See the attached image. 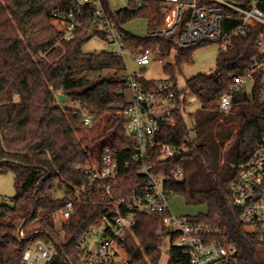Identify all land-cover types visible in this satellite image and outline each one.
<instances>
[{
  "label": "trees",
  "instance_id": "1",
  "mask_svg": "<svg viewBox=\"0 0 264 264\" xmlns=\"http://www.w3.org/2000/svg\"><path fill=\"white\" fill-rule=\"evenodd\" d=\"M70 1L0 0V174L14 172L16 188L13 197L0 200V264H22L25 251L38 241L57 244V253L46 264H81L79 240L103 218L106 206L128 195L144 180L141 174H130L110 193L102 192L93 200L78 203L70 220L62 229L56 228L54 215L72 196L73 185L86 179L82 170L91 161V146L77 134L85 127L81 110L94 115L93 128L109 135L104 146H110L120 162L131 160L133 146L125 130L129 102L123 57L83 49L89 36L100 32H92L87 19L75 38L55 46L59 31L50 23L49 12ZM143 13L150 16V27L163 23L159 2L122 9L118 22ZM261 33L264 25L251 26L246 36L234 39L233 46L219 52L214 72L187 80V88L201 102V109L191 115L194 139L183 115L181 92L174 112L176 123L163 124L158 135L159 142L186 145L189 152L158 163L156 170L170 173L185 167V177L171 181L167 187L173 194L183 195L188 204L207 205L206 213L188 218L219 226L227 241L237 245L238 264H264L256 253L261 243L241 222L229 191L237 174L232 164L246 160L264 141V83L257 80L250 91L245 86L237 91L232 112L222 122L219 99L235 75L251 68ZM126 37L128 48L135 54L141 49L160 47L169 51L176 46L174 40L164 37ZM203 44L179 47V58L191 60L192 51ZM166 68L172 72L176 69ZM104 70L113 73L94 80L88 77L90 72ZM138 79L143 84L153 81ZM59 94L66 95L65 100L72 105L61 104ZM37 218L39 228L28 232ZM160 222L159 215L136 217L125 240L130 264H158L163 241L158 233ZM169 261L185 264L187 257L180 247L173 246Z\"/></svg>",
  "mask_w": 264,
  "mask_h": 264
},
{
  "label": "built area",
  "instance_id": "2",
  "mask_svg": "<svg viewBox=\"0 0 264 264\" xmlns=\"http://www.w3.org/2000/svg\"><path fill=\"white\" fill-rule=\"evenodd\" d=\"M148 2H159L164 17L162 24L149 28L148 36L174 40L178 47L217 42L225 51L233 46L234 39L246 36L251 26L264 25V0H127L122 9L133 10ZM49 16L59 31L55 46L75 38L87 19L92 32L94 29L102 32L109 52L123 57L130 50L122 23L118 22V12L111 9L109 0H71L54 7ZM259 38L251 68L245 74L235 75L232 85L219 99L222 118L232 112L237 91L244 86L250 91L257 80L264 83V33ZM131 52L142 67L151 63L152 54L162 61L168 53L160 47L141 49L137 54ZM127 76L131 98L125 109V130L133 141L131 160L120 162L110 146L102 147L99 156L83 168L86 179L73 185L72 196L56 212V228L62 229L70 220L78 203L93 200L102 192L110 193L130 174H141L143 182L106 206L103 218L79 240L81 264H130L132 259L125 240L141 214L161 217L158 233L163 241L159 249L170 242L166 249L169 257L172 247L178 246L187 257L185 264H238L239 249L227 241L219 226L194 222L188 215H177L171 210L173 193L167 185L182 180L185 167L179 166L170 173L156 170L158 163L189 152L186 145L158 141L162 125L176 123L174 112L180 92L176 81L166 78L143 84L136 75ZM81 112L84 125L91 126L94 115L87 109ZM232 166L237 170L229 185L232 206L240 212L245 228L264 245V141L246 160ZM19 234L23 236L21 231ZM57 250L54 241H38L25 251L22 264H46ZM169 264L182 263L169 261Z\"/></svg>",
  "mask_w": 264,
  "mask_h": 264
},
{
  "label": "rangeland",
  "instance_id": "3",
  "mask_svg": "<svg viewBox=\"0 0 264 264\" xmlns=\"http://www.w3.org/2000/svg\"><path fill=\"white\" fill-rule=\"evenodd\" d=\"M127 0H109L111 9L119 12L124 8ZM150 16L148 14H140L135 16L127 22H123L122 30L126 35L132 34L139 37H147L150 28ZM51 23V21H50ZM93 34V35H92ZM88 40L85 42L83 49L86 52H101L108 51L104 42L102 32L92 33ZM221 51V46L217 42H208L201 46L196 47L191 54V60H187L185 57L179 58V47H172L168 53L162 57L152 54V61L149 65L142 67L137 61L135 55L129 50L123 53V59L126 65L124 72L126 74H134L139 78L147 80H159L174 77L177 86L181 92V100L184 102L183 115L185 121L188 124L190 130V137L194 139L196 132L194 129V120L191 119V115L197 113L201 109V102L198 97L187 88V80L200 73H211L217 68V57ZM45 55V54H44ZM166 67L175 68L174 72ZM113 73V70H104L102 72H90L88 77L92 80ZM250 89V88H249ZM127 100L131 98V92L127 88L125 91ZM63 105L71 106L70 100L60 102ZM230 114V113H229ZM228 114V115H229ZM227 115V116H228ZM226 117V116H225ZM222 115L219 121H223ZM94 124V123H93ZM91 126L81 127L77 132L80 138L86 139V145H90L92 148L91 160H95L109 139V135H103L100 129L93 128ZM228 124H225L227 128ZM219 142H221L219 140ZM230 140L226 141L229 144ZM15 174L12 171H6L0 174V200H7L16 194L15 188ZM170 208L177 215L196 216L201 213L207 212V205L200 204H188L183 195L175 193L170 200ZM55 216V215H54ZM39 218L35 219L28 227V232H35L39 228ZM170 242H167L161 250V257L158 264H169V254L167 248ZM257 258L261 263H264V245L257 246L256 248Z\"/></svg>",
  "mask_w": 264,
  "mask_h": 264
},
{
  "label": "water",
  "instance_id": "4",
  "mask_svg": "<svg viewBox=\"0 0 264 264\" xmlns=\"http://www.w3.org/2000/svg\"><path fill=\"white\" fill-rule=\"evenodd\" d=\"M58 97H59V101L60 102L64 101L67 98V96L66 95H63V94H59ZM7 204H9L10 206H13L14 205V203H12V202H7Z\"/></svg>",
  "mask_w": 264,
  "mask_h": 264
}]
</instances>
